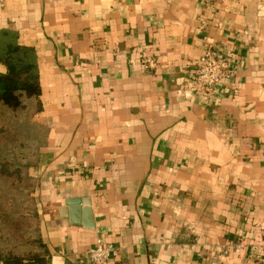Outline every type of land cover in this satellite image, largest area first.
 <instances>
[{"label": "crops", "instance_id": "0c3cea01", "mask_svg": "<svg viewBox=\"0 0 264 264\" xmlns=\"http://www.w3.org/2000/svg\"><path fill=\"white\" fill-rule=\"evenodd\" d=\"M4 33L36 54L46 264H264V0H0Z\"/></svg>", "mask_w": 264, "mask_h": 264}, {"label": "trees", "instance_id": "16d2710c", "mask_svg": "<svg viewBox=\"0 0 264 264\" xmlns=\"http://www.w3.org/2000/svg\"><path fill=\"white\" fill-rule=\"evenodd\" d=\"M4 37L7 43L0 54L7 68L0 75V261L46 264L33 195L35 182L28 174L37 161L44 133L32 122L42 108L36 54L32 48L16 44L14 35L4 33ZM2 184L8 186V195L21 191L23 199L14 202L1 192Z\"/></svg>", "mask_w": 264, "mask_h": 264}, {"label": "built area", "instance_id": "2783aa9c", "mask_svg": "<svg viewBox=\"0 0 264 264\" xmlns=\"http://www.w3.org/2000/svg\"><path fill=\"white\" fill-rule=\"evenodd\" d=\"M151 62L145 61L144 68ZM194 81L199 90L209 94L217 85L232 76V61L222 56L215 49H207L202 56L193 62ZM118 256V249L98 241L96 247L89 249L82 261L90 264H110Z\"/></svg>", "mask_w": 264, "mask_h": 264}, {"label": "rangeland", "instance_id": "374dc122", "mask_svg": "<svg viewBox=\"0 0 264 264\" xmlns=\"http://www.w3.org/2000/svg\"><path fill=\"white\" fill-rule=\"evenodd\" d=\"M28 114V112L27 113H23V116L24 115H27ZM26 118V117H25ZM40 135V134H39ZM39 135H37L36 136V139H38V137H39ZM7 187L8 186H6V185H1V192H5L6 193V195L9 197H11L13 200H14V202H16L17 200H21V199H23V196H19V193L21 192V191H13V192H11L9 195L7 194L8 192H7ZM33 192V191H32ZM33 195H34V193H33ZM9 197V198H10ZM35 199V198H34ZM35 201H36V199H35ZM16 207V205L14 206L13 205V209ZM29 208H31V207H29ZM12 209V210H13ZM17 209V208H16ZM37 220H38V223H39V227H40V222H39V219L37 218ZM28 231H30V232H34V230L33 229H28Z\"/></svg>", "mask_w": 264, "mask_h": 264}, {"label": "water", "instance_id": "95a60500", "mask_svg": "<svg viewBox=\"0 0 264 264\" xmlns=\"http://www.w3.org/2000/svg\"><path fill=\"white\" fill-rule=\"evenodd\" d=\"M74 203H68V205H73Z\"/></svg>", "mask_w": 264, "mask_h": 264}]
</instances>
